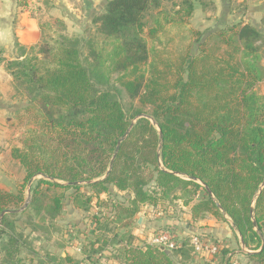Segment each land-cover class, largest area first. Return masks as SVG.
<instances>
[{"label": "trees", "instance_id": "obj_1", "mask_svg": "<svg viewBox=\"0 0 264 264\" xmlns=\"http://www.w3.org/2000/svg\"><path fill=\"white\" fill-rule=\"evenodd\" d=\"M196 3L210 7L208 0H108L91 20L110 45L104 57L90 40L58 36L52 46L43 43L28 56L22 49L20 59L6 63L16 90L28 108L37 106L39 119L23 147L11 150L25 170L17 193L0 189V264L26 263L21 235L9 218L32 211L40 221L55 222L64 194L45 192L57 189L72 191L68 199L84 213L106 196L103 226L91 218L96 260L176 264L174 252L134 246L132 234L143 206L172 198L184 206L194 202L193 218L229 219L241 246L255 252L248 258L264 264V96L254 92L262 78L256 46L261 32L250 25L214 30L196 55L182 58L175 73L169 72L171 79L157 70L148 48L164 25L188 20ZM214 36L235 56L210 54L205 45ZM84 45L92 60L82 58ZM111 74H119L129 98L150 111L128 116L113 93L99 90L96 85H106ZM36 177L26 205L24 190ZM114 190L131 197L117 199ZM108 224L123 234L100 238Z\"/></svg>", "mask_w": 264, "mask_h": 264}, {"label": "rangeland", "instance_id": "obj_2", "mask_svg": "<svg viewBox=\"0 0 264 264\" xmlns=\"http://www.w3.org/2000/svg\"><path fill=\"white\" fill-rule=\"evenodd\" d=\"M20 8L23 11L30 13L32 16L39 18L41 32H40L39 43L36 46L42 45L43 43H46L52 46L53 41H55L58 36H65L68 38H79L80 40H83L85 43L88 40L92 41L93 51L100 52L103 57L106 55V53L110 49L109 43L106 41L107 43L105 44L103 41V38L95 33V28L94 26H92L91 21L89 20L74 19V21L72 22V20L70 19L67 22H64V21L62 22L61 21L62 14H60L58 10L56 9L52 10L51 5L46 4L45 2H43V0H39V2L37 0H34V1L23 0L22 4L20 5ZM189 19L183 23L182 22L179 23V21H175L169 25L168 24L164 25L163 30L157 34L156 40L147 41L148 48H152L154 50V54L156 55L155 56L156 62L154 63L157 65V70L159 72L166 73L167 77L169 76V72H170V75L175 73L176 67L178 66L182 58L188 55H196L198 52V47L200 43L203 42L205 37L211 34L210 32H208V34L200 33L188 27L190 25ZM231 26H235V25H231ZM226 27L228 26L221 27L219 31L223 30ZM256 46L258 47L257 66L261 70L262 78L255 85L254 92L257 95L263 97L264 96V38L263 37L256 44ZM35 47H32V48H35ZM205 47H206V50L210 52V54L214 53V56L216 57L218 56L226 57V54H233L235 56V54L233 53L232 47L228 46L227 44L221 43L220 39H218V37L216 38L215 36L211 37L207 41V45H205ZM30 50L31 48L24 50L27 56L32 53ZM201 50L202 49H200L199 52ZM81 52H82V58L83 56H89V49L87 46L84 45L82 47ZM89 60H92L90 56H89ZM165 65L167 67H165ZM119 78H120L119 74H111L108 76L109 82L106 85L97 84L96 87L99 90H108L111 93H113L116 99L121 103L126 115L130 116L133 113V111L139 110V109L143 110L145 113H148L150 111L149 107L147 106L142 107L138 99L129 98L125 90L120 86L118 82ZM169 79H171V76H169ZM17 93L22 94L21 91H17ZM25 102H26L25 103L26 106L22 108V110L17 111L16 114L12 116L13 117V121H12L13 128L17 134V141H19L20 143V147H13V148H22L24 138L28 136L30 131L37 129V121L39 119L38 118L39 114L37 112V106L32 104L31 107L28 108V101H25ZM10 155H11V151H10ZM38 179L39 177L32 179L27 184L26 189L24 190V198H25L26 205L30 200L29 189L30 187L35 186ZM41 188L45 189L44 186H41ZM81 191L88 193L87 190L84 191V188H82ZM8 192H11V191H8ZM71 192L72 191L63 193L62 190L57 189L54 191L50 190L49 192H45V194L48 197L53 196V195L64 194V203H66V197L68 200L69 198L68 196L70 195ZM197 192L200 193L203 191L198 190ZM11 193H17V192H11ZM126 196H128L127 193H120L118 195L119 199L121 198V200L126 199ZM200 197L203 198L204 194L203 193L200 194ZM105 199H106V196L102 195L101 199L99 200L97 204L94 203L96 201L92 202L90 210L93 213V215L87 216V223L85 224L88 225L89 224L88 222L92 221L91 218L95 217L97 219H100V224L103 226L105 222V217L108 216L106 210L102 207V204L105 203ZM193 204L194 202H192L190 206H192ZM145 208H146L145 214L142 215V217L144 216V224L140 222L138 224L134 223V225L132 226L133 232L136 229L139 232L138 233L139 236H142L141 235L142 231H145L144 228H140L142 225L146 226V224H150V227L153 229V228L158 227L160 224L164 222L171 221L172 219L173 220L178 219L179 222L184 223L187 217L189 216L192 217V214L190 212V207L188 208L187 206H184L182 200H173L172 198L170 200L168 199V200L160 201L157 207H151L147 205ZM63 216L65 217V214ZM39 218L40 217L36 216L32 211H27L25 214L19 217L9 218L13 227L16 229V234L21 235V242H22L23 247H22L20 256L26 261L25 264L45 263L46 258H47V253H48L47 245L50 244L52 239L53 240H55V238L60 239V237L61 239H63L64 235H67L68 237L67 241H65L67 246H68V243L71 242L72 239H76V240L80 239L76 247H78L81 250L82 255H85L83 258L85 259L88 258L89 260L88 263H91L89 259L90 257H93L96 259L95 256H92L93 249L90 248V242L94 240L95 236L93 238L87 235L80 236L82 232L80 229H77V225L72 224L73 222H69V223L63 222L62 219H60V216L55 220V222H50L48 220L40 221ZM193 220L195 221H193L192 223L195 226L194 228L198 229L199 231L198 233L196 232L193 234H189V233H185L180 230L177 231L178 229L177 230H174L173 228L171 229L180 233L183 238H186V240H188L189 237H192L193 235L199 234L201 236H205L208 239L209 238L213 239V241H210L211 243L218 242L220 246L219 255L216 258L212 259L216 264H230V261L231 260L233 261V259H235L236 262L240 264L236 256L233 254V252H235L236 250L238 253H242V250L243 252L250 251L243 247L239 248L238 245H236L237 246L236 249L234 250L231 249L230 251L227 248V246L223 244V241L221 239L212 238V237H209L208 235L201 233V231H205V230L208 231L212 226H214L218 222L219 223H230L229 219L226 218V221H221V220H218L212 217L210 214H203L201 216H197L196 218H193ZM57 221L59 222L58 226L56 225ZM199 222L200 224H198ZM224 226H227V225H224ZM91 227L94 228L93 222L91 224ZM162 230L164 229H159L158 232ZM115 233H118L121 235L123 234V231L118 230L114 225L108 224L105 228H102V230L99 232V236L100 238L103 237L105 240L109 241L112 239V236ZM239 241H240V238H239ZM46 242H47V245H46ZM138 242H141V241L138 240ZM69 249H72V251L74 252L73 248L69 247ZM222 249L227 250V253L225 255L223 254ZM174 253H175L174 254L175 258L178 257L177 255L183 254V255L188 256L190 253H191V256L196 260H198L199 258L200 259L205 258L201 256L192 255L191 249L188 245H186L182 250L175 251ZM252 253H255V252H252ZM109 255H110V251H107L104 253V256H109ZM252 264H257V263L253 261Z\"/></svg>", "mask_w": 264, "mask_h": 264}, {"label": "crops", "instance_id": "obj_3", "mask_svg": "<svg viewBox=\"0 0 264 264\" xmlns=\"http://www.w3.org/2000/svg\"><path fill=\"white\" fill-rule=\"evenodd\" d=\"M22 1L23 0H0V189L11 192L17 191V186L22 183L25 176V171L21 165L11 158L10 151L13 147H20V143L17 141V134L13 128L12 116L26 106V99L15 90L12 78L6 71L5 65L7 62L20 59L22 56V49L27 50L35 47L39 43L41 32L39 18L23 11L20 8ZM37 1L39 2V0ZM107 1L108 0H43L46 4L51 5L52 10L56 9L62 14V22H67L70 19L72 22L74 19L91 21L94 16L100 13L103 5ZM208 1L210 2V7L208 9L201 8L198 3L195 4L194 11L189 19L190 25L188 27L200 33L208 34V32L211 33L224 26L237 24L242 26L250 25L260 31L264 38V0ZM120 193L123 192H115L114 190L113 196H115V198L117 196V199H119L118 195ZM202 193L203 192H200L199 196ZM127 195L126 199H129L131 194L127 193ZM101 197L102 195L100 199ZM145 207L146 206H143L141 208L140 213L135 219V223L138 224L141 222L144 224V216L142 217V215L145 214ZM187 207L189 208L190 206ZM64 214L65 217L63 216ZM88 215H93L91 210L88 213H84L76 209L66 197V203L60 215V219H62L63 222H73L72 224L77 225V229H80L82 232L80 236L87 235L93 238L92 222L89 221L88 225L85 224L87 223ZM193 221L195 220L189 216L184 223L179 222L178 219H172L153 229L150 227V224H146V226L142 225L140 228L145 229V231H142V236L138 235L139 232L136 229L134 232L132 230V234L135 237L133 244L137 247L148 244L149 236L157 233L159 229L168 230L173 228L174 230L178 229L177 231L180 230L189 234L198 233V229L194 228ZM56 223L58 226L59 222L57 221ZM198 224H200V222ZM201 233L212 238L221 239L223 244H225L230 251L231 249H236V245H238L239 248L242 247L239 237L232 229L230 223L218 222L208 231H201ZM67 239V235H64L63 239H61V237L60 239H52L48 245L46 242L48 253L46 262L43 264H121L113 258H109V261L105 262L104 260H96L93 257L90 259L91 263H88V258H83L85 255H82L81 250L76 247L80 239H72L71 242L68 243V246L65 242ZM138 240L141 242H138ZM69 247L73 248L74 252L72 249H69ZM233 254L240 264L253 263V261L248 258V256L252 254V251L243 252L242 250V253H238L236 250ZM177 256L178 257L175 258L176 264H216L212 259L199 258L196 260L191 256V253L188 256L183 254ZM66 257H68V260L65 262L63 259Z\"/></svg>", "mask_w": 264, "mask_h": 264}, {"label": "built area", "instance_id": "obj_4", "mask_svg": "<svg viewBox=\"0 0 264 264\" xmlns=\"http://www.w3.org/2000/svg\"><path fill=\"white\" fill-rule=\"evenodd\" d=\"M213 241L211 238H206L201 235H193L188 240L183 238L180 233L172 229H164L157 233L151 234L148 238V244L158 248H163L169 252L182 250L186 245L191 249L192 255L201 256L205 258H216L220 252L218 242ZM230 264H238L235 259L230 261Z\"/></svg>", "mask_w": 264, "mask_h": 264}, {"label": "water", "instance_id": "obj_5", "mask_svg": "<svg viewBox=\"0 0 264 264\" xmlns=\"http://www.w3.org/2000/svg\"><path fill=\"white\" fill-rule=\"evenodd\" d=\"M129 129H130V128H129ZM126 135H127V134H126ZM126 135L124 136V138L126 137ZM124 138H123V139H124ZM123 139H122V140H123ZM255 231H257V229H256V228H255ZM160 250L164 251V249H163V248H160ZM252 254H254V253H252Z\"/></svg>", "mask_w": 264, "mask_h": 264}]
</instances>
